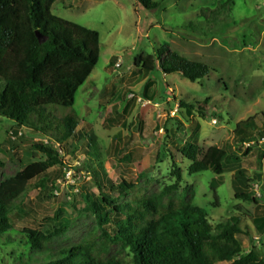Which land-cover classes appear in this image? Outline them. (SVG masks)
I'll list each match as a JSON object with an SVG mask.
<instances>
[{
	"label": "rangeland",
	"instance_id": "rangeland-1",
	"mask_svg": "<svg viewBox=\"0 0 264 264\" xmlns=\"http://www.w3.org/2000/svg\"><path fill=\"white\" fill-rule=\"evenodd\" d=\"M155 1L159 6L149 10L136 0H58L52 5L54 15L99 33V60L74 105L60 107L79 119V134L65 144L0 116L5 163L0 182L47 160L34 146L39 139L61 159L14 200L11 229L4 235L14 240L0 243V264L27 262L26 246L19 243L24 228L54 234L49 245L54 250L90 234L100 237L88 204L105 206L99 183L116 204L130 201L134 193L109 188L123 180L144 195L163 190L164 200L182 197L202 208L213 225L238 216L243 233L237 237L244 249L255 246L264 257V230L252 221L264 213V143L259 142L264 135V0ZM164 45L215 71L191 82L178 73L144 72L136 66L135 60L155 55ZM249 117L258 128L246 130L242 139L234 132L236 124ZM191 142H197L199 158L213 145L223 149L224 173L189 174L190 162L180 149ZM235 192L259 202L236 198ZM109 255L133 264L119 245Z\"/></svg>",
	"mask_w": 264,
	"mask_h": 264
},
{
	"label": "trees",
	"instance_id": "trees-1",
	"mask_svg": "<svg viewBox=\"0 0 264 264\" xmlns=\"http://www.w3.org/2000/svg\"><path fill=\"white\" fill-rule=\"evenodd\" d=\"M56 1L0 0V116L61 145L79 134V119L75 113L60 112V107L74 105L79 87L97 64L100 35L54 15L51 8ZM136 1L147 10L159 6L155 0ZM37 33L43 41H39ZM135 64L144 72L158 68L165 74L178 73L191 82L201 81L215 71L166 45L158 48L155 55L135 60ZM257 128L255 118L249 117L238 122L234 132L243 139L246 130ZM34 146L47 160L32 163L0 182V243L3 239L14 240L4 237L11 229L9 216L14 200L29 190L32 179L49 166L61 163L60 155L43 139ZM180 154L190 162L189 174L208 169L217 175L224 173L227 154L215 145L199 158L197 142L186 143ZM4 167L0 157V168ZM176 176L181 179L179 171ZM98 186L105 206L97 201L88 206L100 237L90 234L78 243L54 250L49 247L54 234L24 228L19 241L27 249L24 264H124L109 255L115 245L131 254L133 264H264L256 247L245 250L237 237L243 233L238 216L213 225L202 208L191 206L182 197L167 196L164 200L163 190L148 196L125 180L117 185L109 183L110 189L118 188L125 195L134 193L130 201L116 204L105 195V185ZM235 197L259 202L246 192H235ZM252 221L256 229L264 230V213Z\"/></svg>",
	"mask_w": 264,
	"mask_h": 264
},
{
	"label": "built area",
	"instance_id": "built-area-1",
	"mask_svg": "<svg viewBox=\"0 0 264 264\" xmlns=\"http://www.w3.org/2000/svg\"><path fill=\"white\" fill-rule=\"evenodd\" d=\"M116 66L118 67V66H119V63H116ZM212 122L215 123L216 121L213 119ZM263 134H264V131H263ZM259 142H260L261 144L264 143V135L261 137V139H260ZM247 146H249V145H247ZM68 172H70V170H69Z\"/></svg>",
	"mask_w": 264,
	"mask_h": 264
},
{
	"label": "water",
	"instance_id": "water-1",
	"mask_svg": "<svg viewBox=\"0 0 264 264\" xmlns=\"http://www.w3.org/2000/svg\"><path fill=\"white\" fill-rule=\"evenodd\" d=\"M37 35V37H38V39H39V41H43V39L39 36V34L37 33L36 34Z\"/></svg>",
	"mask_w": 264,
	"mask_h": 264
}]
</instances>
